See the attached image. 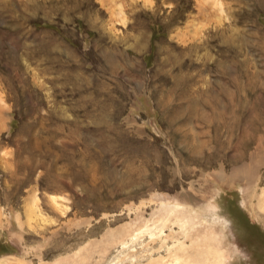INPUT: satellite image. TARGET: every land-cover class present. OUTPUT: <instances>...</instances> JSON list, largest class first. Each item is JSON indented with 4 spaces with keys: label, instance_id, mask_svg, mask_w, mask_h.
Masks as SVG:
<instances>
[{
    "label": "rangeland",
    "instance_id": "374dc122",
    "mask_svg": "<svg viewBox=\"0 0 264 264\" xmlns=\"http://www.w3.org/2000/svg\"><path fill=\"white\" fill-rule=\"evenodd\" d=\"M0 264H264V0H0Z\"/></svg>",
    "mask_w": 264,
    "mask_h": 264
},
{
    "label": "trees",
    "instance_id": "16d2710c",
    "mask_svg": "<svg viewBox=\"0 0 264 264\" xmlns=\"http://www.w3.org/2000/svg\"><path fill=\"white\" fill-rule=\"evenodd\" d=\"M185 7V6H184ZM37 26L36 27H38V28H47L48 26H44V25H40V24H36ZM42 26V27H41Z\"/></svg>",
    "mask_w": 264,
    "mask_h": 264
}]
</instances>
